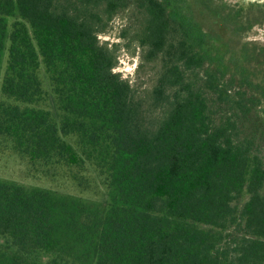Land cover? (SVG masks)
I'll use <instances>...</instances> for the list:
<instances>
[{
    "label": "trees",
    "instance_id": "trees-1",
    "mask_svg": "<svg viewBox=\"0 0 264 264\" xmlns=\"http://www.w3.org/2000/svg\"><path fill=\"white\" fill-rule=\"evenodd\" d=\"M127 2L0 0V150L70 186L0 178V264H264V163L208 97L230 98L228 68L199 76L193 26L137 0L141 43L164 52L148 125L98 40ZM238 86L258 97L233 96L244 116L264 106L257 85ZM96 186L104 198L86 196Z\"/></svg>",
    "mask_w": 264,
    "mask_h": 264
},
{
    "label": "rangeland",
    "instance_id": "rangeland-1",
    "mask_svg": "<svg viewBox=\"0 0 264 264\" xmlns=\"http://www.w3.org/2000/svg\"><path fill=\"white\" fill-rule=\"evenodd\" d=\"M98 10L101 11V8ZM144 21V11L140 8L137 0H128L126 6L107 22L103 30L98 32V40L101 44H106L108 49L113 51L117 62L114 72L119 73L122 79L129 81L134 99L141 106L142 112H144L145 122L148 125H154L163 111L152 104V90L157 84L162 71L164 52H160L156 57H152L149 46L141 43ZM253 32L254 35L250 36V40L248 41L264 47V28L259 27L257 30L254 29ZM175 41L173 37L169 36L167 38V45L170 43L174 44L176 43ZM237 42L239 43V41L234 40L235 45H237ZM163 50L165 51V49ZM3 62H5V58ZM198 74L201 76V71ZM187 75L196 81V70L188 72ZM43 79H46L45 76H43ZM238 92L244 93V97L247 100L257 97V94H253V91L248 90L246 87L239 88L236 83L229 88L228 95L230 98L226 101L219 100L212 94L208 95L210 106H212L214 111L212 112L215 113V123H221L228 117L235 120L238 136L242 139L248 138V140L253 141V152L264 163V117L262 116V108L253 109L252 105L248 106L245 101L244 104L253 110H249L247 115L244 116L238 109V106L234 104L236 100H233V96ZM28 170L29 168L26 163L20 161L10 151L0 150V178L60 191L69 190V181L67 182V178L63 176V172H60L56 178L48 179L39 177V174H34ZM103 193L102 189L96 186L95 193L86 194V196L92 199H100L105 197ZM230 231L233 234V238L228 243L233 246L237 234L234 233L235 229Z\"/></svg>",
    "mask_w": 264,
    "mask_h": 264
},
{
    "label": "flooded vegetation",
    "instance_id": "flooded-vegetation-1",
    "mask_svg": "<svg viewBox=\"0 0 264 264\" xmlns=\"http://www.w3.org/2000/svg\"><path fill=\"white\" fill-rule=\"evenodd\" d=\"M159 1L167 15L186 18L193 26L196 52L203 59L201 73L210 66L228 68L225 81L250 82L264 94V47L248 41L254 29L264 28V0Z\"/></svg>",
    "mask_w": 264,
    "mask_h": 264
}]
</instances>
